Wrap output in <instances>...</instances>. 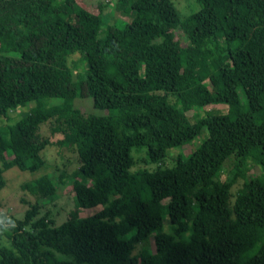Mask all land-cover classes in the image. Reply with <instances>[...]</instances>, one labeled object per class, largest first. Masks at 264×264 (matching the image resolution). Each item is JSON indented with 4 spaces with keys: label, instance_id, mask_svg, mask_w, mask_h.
I'll return each mask as SVG.
<instances>
[{
    "label": "trees",
    "instance_id": "obj_1",
    "mask_svg": "<svg viewBox=\"0 0 264 264\" xmlns=\"http://www.w3.org/2000/svg\"><path fill=\"white\" fill-rule=\"evenodd\" d=\"M110 1L117 17L80 0H0V190L6 170H50L21 184L36 201L21 220L0 204V264H264V180L246 176L247 164L264 171V0H193L183 18L172 0ZM76 98L116 113H83ZM223 105L235 111L184 112ZM45 124L60 138L42 137ZM203 130L172 167L129 172L130 148L157 164ZM66 183L75 212L33 220ZM150 238L154 252L133 256Z\"/></svg>",
    "mask_w": 264,
    "mask_h": 264
},
{
    "label": "rangeland",
    "instance_id": "obj_2",
    "mask_svg": "<svg viewBox=\"0 0 264 264\" xmlns=\"http://www.w3.org/2000/svg\"><path fill=\"white\" fill-rule=\"evenodd\" d=\"M174 7L179 14L180 18L186 17L187 15L195 12L197 10V5L193 0H172ZM80 4L87 9L89 12L95 11L97 5L101 7V13L104 16L117 17V12L115 11L113 1L110 0H80ZM172 36L177 38L180 43L184 44L182 36L178 31L172 32ZM79 56L75 54L71 59L72 61H78ZM70 60V59H69ZM84 64V62H83ZM71 68V72L73 74L82 73V69H84V65L82 67L81 63L75 64L69 62L68 64ZM206 84L210 87L213 84V77L210 76L206 81ZM50 105H57L61 102L58 98H52L49 100ZM48 103H26L25 107L19 108L16 111L10 113L11 121L8 124H13L15 120H17L21 114L26 113L30 108L31 109H39L40 107L47 105ZM73 107L80 109L83 113L91 114L95 116H106L112 115L116 113V110H98L92 106L91 98L79 99L76 98L72 102ZM217 109L220 112L225 113H233L234 109L223 105V106H214V107H192L186 109L185 114L192 118L196 119L204 114L205 111ZM238 111V109H237ZM4 124V123H2ZM39 128V133L42 137L47 138L50 141H55L60 138L59 135L51 136L48 132L47 125H41ZM206 137V132L203 130L201 134L197 135L194 139H192L189 143L182 146L181 148H173L167 152L166 157L157 164H152L148 162L146 155L145 147H133L129 150V157L132 160V166L129 169V172H135L138 170H146L153 171L157 167L160 168H170L173 166V162L171 157L180 154H187L190 150H195L201 141ZM233 163L232 159H229L225 165V170L229 169L231 164ZM50 170H46V168L40 169L36 172H21L16 168H11L9 170L4 171V187L0 190V204L1 209L9 214H11L15 219L21 220L28 206L35 201L33 197L28 195L26 191H22L20 189L21 184L29 183L34 181L43 175H49ZM246 176L257 177L261 180H264V171L257 165L247 164V174ZM223 178V177H221ZM240 182L235 184L231 188V192H235L240 187ZM41 206L38 210L37 215L33 218L36 220L41 217H46L48 220L52 222V225L55 227L65 222L70 215L75 212L76 208L79 207L76 198L73 197L70 191V185L68 183L58 185L54 194L50 197L43 198L41 200ZM165 201H163L164 203ZM78 206V207H77ZM100 209V206H95L88 209L80 210L78 213L79 217H86L96 213ZM167 222L163 220V230H167ZM179 231L182 240H186L189 236V232L186 231L187 227L184 222L179 224ZM28 230V228H27ZM142 250H146L150 253L154 252V245L152 239H148L145 242L139 243L134 250L132 251V255H138ZM57 258H64L61 255H55ZM49 260V259H47Z\"/></svg>",
    "mask_w": 264,
    "mask_h": 264
}]
</instances>
